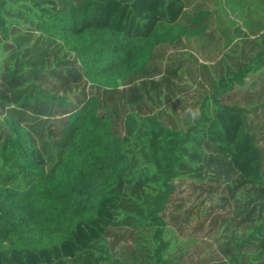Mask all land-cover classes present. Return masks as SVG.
Listing matches in <instances>:
<instances>
[{
  "label": "trees",
  "instance_id": "trees-1",
  "mask_svg": "<svg viewBox=\"0 0 264 264\" xmlns=\"http://www.w3.org/2000/svg\"><path fill=\"white\" fill-rule=\"evenodd\" d=\"M25 1L0 0V264H174L193 217L214 247L180 264H264V0L209 31L221 0Z\"/></svg>",
  "mask_w": 264,
  "mask_h": 264
},
{
  "label": "rangeland",
  "instance_id": "rangeland-1",
  "mask_svg": "<svg viewBox=\"0 0 264 264\" xmlns=\"http://www.w3.org/2000/svg\"><path fill=\"white\" fill-rule=\"evenodd\" d=\"M26 2H27V0L25 1V3ZM198 2L199 1H197V0H192L191 5H195ZM218 2H220V0H218ZM221 2H222V5H219V4L216 5V4H214L213 1L204 2V3L200 4V7H204V8H208V9H211L212 10V15H211V18H212V26L210 28H208L207 31L212 30V29L215 30V27L213 26L215 24V18H214V15L215 14L216 15H220L221 14V16H223L228 23H231V21L234 20L237 25L243 26V22L245 20V17L244 16L243 17H241V16H235L234 14H231V13H229V14H227V13H224L223 14V13H221V9H222L221 7L225 5V3H224L225 0H221ZM11 4L13 6L15 5L14 2H11ZM13 6H11L8 9V13L13 11V9H14ZM260 12L263 13V11H260ZM5 17L7 19V24L11 25L14 22L12 20V18L8 14H5ZM263 23H264V19H263ZM20 25H22V26L25 27V26L28 25V22L21 21L20 22ZM263 26H264V24H263ZM232 28H233V26H232ZM259 33L264 34V27L259 31ZM215 37H216V39L222 40V33L220 31L216 30ZM235 39H237V38H235ZM1 46H2V44L0 43V51H2ZM228 49L229 48L227 46H224L222 48L223 53L221 55V59L220 60H219V56L218 57L217 56H214L213 58H211V60H206V59L205 60L208 61V62H211V61L214 62L218 58V62H220V61H223L224 62L225 58L227 57V56H225V54L227 55V52L229 51ZM192 55L195 56L196 53L193 51V54ZM197 56L200 57V55H197ZM1 58H2V55H1V52H0V61H1ZM199 60H201V59H198V61ZM216 67H217V65H216ZM247 84H248V80H247ZM182 85H184L187 88V90L188 89L190 90V89H192V88L195 87V84L193 82L189 81V80L187 81V83H185V84L183 83ZM205 86L206 87H209L210 84L205 83ZM236 87L237 88L234 90L235 91V101L236 102H242L241 101V96H240L241 92L239 90L240 89V86L236 85ZM187 90H185L184 93L178 95L176 97V99L178 97H180L181 95L185 94L187 92ZM192 91H194V90H192ZM201 92H202V90L200 88H197V89H195V92L194 93L195 94H198V93H201ZM252 101H254V98L252 99ZM1 119H2V116H0V120ZM54 119L56 120L57 117L54 118ZM33 134L36 135V133H33ZM2 162H3V158L0 155V165H2ZM179 187H182V186L180 184H178L177 185V188H179ZM197 194H198V190L197 189L194 190V191H192L191 195L189 196L190 197V200H194L196 202L199 201L201 199V197L200 198H197L196 197ZM186 200H185V203H184L185 206H186ZM225 213H227V211H225L224 209L218 211V214H225ZM196 218L197 217H193L192 218L191 222L186 227V229H184L183 232L182 231L179 232V229L176 226H174V224H170V226L167 227V229L165 231L164 236L171 243L177 242V239L179 238V236H183L184 239H185L184 240L185 241L184 246H182V244H178V247H179L178 253H177V249H173L171 251L172 253H174L180 259V261H176V262H174V264H180V263H182V261L186 260V258L189 255H191L193 257L194 262L197 259H199L200 257H204L205 258V255H204V245L206 243H207V245L211 244L214 247L213 240L211 241L209 237H205V235H204L205 230H195L194 231V236H189V235L185 236L186 233H187V231H190L191 232L192 231L191 229L195 227V225L197 223ZM209 235H210V233H209ZM237 235L239 236V232H237ZM192 239H196V242H193Z\"/></svg>",
  "mask_w": 264,
  "mask_h": 264
},
{
  "label": "crops",
  "instance_id": "crops-1",
  "mask_svg": "<svg viewBox=\"0 0 264 264\" xmlns=\"http://www.w3.org/2000/svg\"><path fill=\"white\" fill-rule=\"evenodd\" d=\"M221 13H223L224 14V11H222ZM223 38V37H222ZM201 60H199V62H201V63H204V64H208V65H211V66H209V67H205V70L207 71V73H208V75L207 76H216V72H215V70L213 69V67L212 66H216L217 65V60L218 59H216L214 62H208V61H206L205 59H203V58H200ZM227 61H234V59L233 58H228V60Z\"/></svg>",
  "mask_w": 264,
  "mask_h": 264
}]
</instances>
